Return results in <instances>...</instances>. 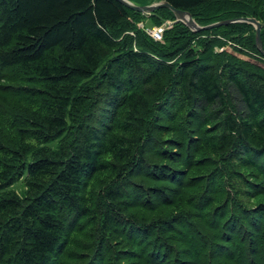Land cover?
Returning <instances> with one entry per match:
<instances>
[{"label":"trees","instance_id":"16d2710c","mask_svg":"<svg viewBox=\"0 0 264 264\" xmlns=\"http://www.w3.org/2000/svg\"><path fill=\"white\" fill-rule=\"evenodd\" d=\"M165 1L253 17L264 49V0ZM167 19L160 41L137 25ZM0 264H264L253 25L0 0Z\"/></svg>","mask_w":264,"mask_h":264},{"label":"water","instance_id":"95a60500","mask_svg":"<svg viewBox=\"0 0 264 264\" xmlns=\"http://www.w3.org/2000/svg\"><path fill=\"white\" fill-rule=\"evenodd\" d=\"M120 3H122L123 5L127 6L128 8L138 11V12H142V13H150L152 11H154L157 8H161V7H166L168 9H170L176 20L177 21H181L183 22L185 25H187L192 31H200V30H207V29H211L214 27H218L220 25H226L228 23L231 22H239V21H244L247 23H250L253 25L254 29H255V44L256 47L258 48V50L260 51V53L264 56V49L262 46V41H261V37H260V30H261V24L259 21H257L255 18L253 17H243V18H233V19H224V20H220V21H216V22H212L210 24L207 25H199L192 17L191 13L187 10H181L179 8H176L174 6H172L170 3H168L165 0H160V1H156L147 5H138L133 3L130 0H117Z\"/></svg>","mask_w":264,"mask_h":264},{"label":"built area","instance_id":"2783aa9c","mask_svg":"<svg viewBox=\"0 0 264 264\" xmlns=\"http://www.w3.org/2000/svg\"><path fill=\"white\" fill-rule=\"evenodd\" d=\"M170 25V21H165L159 26H154L151 28H147L146 32L155 40H161L162 32L165 27Z\"/></svg>","mask_w":264,"mask_h":264},{"label":"rangeland","instance_id":"374dc122","mask_svg":"<svg viewBox=\"0 0 264 264\" xmlns=\"http://www.w3.org/2000/svg\"><path fill=\"white\" fill-rule=\"evenodd\" d=\"M138 27H140L141 25H143V27H150V23L149 20H144V21H140L137 23ZM243 57V56H242ZM246 58V57H245ZM14 188L18 191H20L21 189V183H17L15 184Z\"/></svg>","mask_w":264,"mask_h":264}]
</instances>
